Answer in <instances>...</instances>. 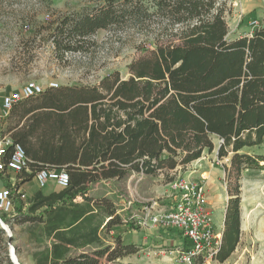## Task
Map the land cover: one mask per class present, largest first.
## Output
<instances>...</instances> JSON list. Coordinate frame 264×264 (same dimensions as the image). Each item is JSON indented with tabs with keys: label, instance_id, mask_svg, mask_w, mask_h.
Returning <instances> with one entry per match:
<instances>
[{
	"label": "trees",
	"instance_id": "obj_1",
	"mask_svg": "<svg viewBox=\"0 0 264 264\" xmlns=\"http://www.w3.org/2000/svg\"><path fill=\"white\" fill-rule=\"evenodd\" d=\"M225 1L103 0L53 22L45 40L59 64L91 45L100 29L129 24L156 33L153 48L128 64V78L111 71L93 85L47 87L11 109L6 120L17 110V130L5 124V132L31 157L29 167L68 175L65 188L36 191L25 213L17 206V224L34 225L47 241L32 254L34 264H116L137 253L141 247L118 234L113 244L101 239L99 230L108 233L123 222L110 198L89 195L90 185L131 173L162 175L168 183L177 169L215 149L218 159L229 158L215 260L223 263L234 252L240 175L264 170V154L242 152L264 143V25L229 38ZM36 171L20 174L21 182Z\"/></svg>",
	"mask_w": 264,
	"mask_h": 264
},
{
	"label": "rangeland",
	"instance_id": "obj_2",
	"mask_svg": "<svg viewBox=\"0 0 264 264\" xmlns=\"http://www.w3.org/2000/svg\"><path fill=\"white\" fill-rule=\"evenodd\" d=\"M102 1L0 0V95L19 89L29 80L43 84L46 89V82L50 80L57 82L58 86L93 85L111 71H119L122 79L128 78V64L145 53L146 49L153 48L151 41L156 33L153 28L126 24L121 29L112 26L97 30L89 40L91 45L81 52L66 54L61 64L55 61L51 44L45 40L48 29H52L57 17L81 13L87 8L101 5ZM225 3L229 38L252 32V18L246 14L253 7L259 9V18L255 20L264 25V0H226ZM154 11L153 8L149 9L150 13ZM13 126L14 117H10L6 127L12 130ZM213 142L217 146L219 140L213 138ZM242 152L264 154V143L245 148ZM200 158L192 162L193 165L189 164L182 176L198 180L202 174L207 199L221 208L229 198L223 170V165L229 164V158L218 159L216 149L210 153L205 151ZM36 170V167H29V173ZM4 184L0 177V186ZM239 190V242L227 260L223 263L215 260L210 264H264V170H245L240 175ZM27 192H21L22 197L17 195V206L24 213L29 201ZM89 195L94 198L108 197L117 209H123L120 217L124 225L114 227V233H119L124 241L139 243L143 248L136 254L121 258L116 264H180L171 252L183 246V237L174 244L168 239L179 234L172 229L156 228V232L145 240V232L137 226V214H133L152 201L169 208L173 191L162 175L131 173L120 180H102L90 185ZM129 200L132 201L130 204ZM5 219L7 229L0 228V264H13L11 253L18 264H33L32 254L47 241L38 235L36 228L29 236L26 224L16 225L14 219ZM213 222L217 228V222H220L217 211L213 213ZM108 237L111 238V234H108L107 241Z\"/></svg>",
	"mask_w": 264,
	"mask_h": 264
},
{
	"label": "built area",
	"instance_id": "obj_3",
	"mask_svg": "<svg viewBox=\"0 0 264 264\" xmlns=\"http://www.w3.org/2000/svg\"><path fill=\"white\" fill-rule=\"evenodd\" d=\"M257 20L250 22L254 28ZM46 87H58L55 81L46 82ZM43 84L29 80L19 89L0 95V175L5 184L0 188V228L7 226L5 218L13 219L16 214L17 195L23 194L17 188V175L29 171L30 160L23 147L14 142L5 132V121L11 109L21 100L43 92ZM34 177L40 187L53 180L60 188L68 184V175L64 169H39ZM173 191L169 208L159 206L152 201L142 206L137 216V226L143 230L174 229L188 239V247H179L171 253L180 264H210L220 246L221 232L215 227L208 207L205 177L199 179L176 177L169 182ZM131 202L128 201V204Z\"/></svg>",
	"mask_w": 264,
	"mask_h": 264
},
{
	"label": "crops",
	"instance_id": "obj_4",
	"mask_svg": "<svg viewBox=\"0 0 264 264\" xmlns=\"http://www.w3.org/2000/svg\"><path fill=\"white\" fill-rule=\"evenodd\" d=\"M249 13H252L254 16V18H259V9H257V8H255V7H253L252 9H250L249 11H248V13L246 14V15H249ZM257 20V19H256ZM259 24V23H258ZM16 109H17V106H16ZM6 122H7V120L5 121V124H6ZM14 126H15V130H17V110H16V112H15V114H14ZM28 157V156H27ZM28 158H31V157H28ZM30 160V159H29ZM199 160H201V158H199L198 160H196V161H199ZM30 162H31V160H30ZM192 164V163H191ZM193 165V164H192ZM25 173H28L29 174V171L28 172H25ZM186 172L185 171H180V170H178L177 169V177H183L182 175H184ZM132 174H136V175H139V174H141V173H132ZM142 175H144V174H142ZM212 175V174H211ZM21 175H17V180L19 181V182H21L22 180H23V178L22 177H20ZM144 176H146V175H144ZM194 177L196 176V175H193ZM0 177H1V175H0ZM222 178V177H221ZM109 180H112V179H109ZM17 181V182H18ZM102 181V180H101ZM105 181H108V180H105ZM3 186V185H2ZM2 186H0V188L2 187ZM62 188H57V184L55 183V181H53V180H48L47 181V183H46V185L44 186V187H40L39 185H38V183H37V181H36V179H35V177H34V175L30 178V180H27V181H23V182H21L20 184H19V190L23 193V192H27V190H28V192H27V198H28V200L31 198V196L36 192V191H41L43 194H45V195H48V194H50V193H52V192H57V191H59V190H61ZM130 201V200H129ZM132 202V201H131ZM213 201L212 200H209V198H208V207H209V210H210V213H211V217H212V220H213V213L215 212V211H217V213H218V218H219V220H220V222H217V223H219V224H217V230L218 231H220V232H222V228H223V221H224V212H225V205L226 204H224L221 208L219 207V206H217L216 204H213L212 203ZM209 203H210V206H209ZM142 207H140V209H141ZM127 209V208H126ZM138 210L137 211V213H133V214H137V216L140 214V211L141 210ZM123 210V209H122ZM122 210H119V209H117L116 208V213L120 216V211H122ZM16 213H17V203H16ZM15 221V220H14ZM16 222V221H15ZM23 224H26L27 225V227L26 228H28V231H29V236H31V231L33 230V228H35V226L34 225H31L30 223H23ZM23 224H19V225H23ZM215 224V223H214ZM16 225H17V222H16ZM122 225V224H121ZM124 225V224H123ZM122 225V226H123ZM216 227V226H215ZM114 228V227H113ZM113 228L108 232V233H105L104 231H102V230H99V236L101 237V239H103L104 240V242L105 243H107V244H113V242H112V235L113 234H115L114 233V231H113ZM37 229V228H36ZM140 229V228H139ZM158 229H163V228H158ZM140 230H142V231H144L145 232V240H147V238H149V237H151V235L154 233V232H156L155 231V229H152V230H143V229H140ZM172 230H174V229H172ZM177 234H179V235H177L176 237H173V238H171V239H168L169 241H171L172 243H174V244H176V242H180V237H183V241H184V243H183V246L184 247H188L189 246V241H188V239L187 238H185L183 235H182V233L180 232V231H178V230H174ZM107 234V235H106ZM108 234H111V238H109V241H107V236H108ZM116 234H118V235H120L119 233H116ZM121 236V235H120ZM105 237H106V239H105ZM42 238V237H41ZM122 238V237H121ZM123 239V238H122ZM133 243H135L136 244V242H133ZM139 244V243H138ZM138 244H136V245H138ZM187 244V245H186ZM138 246H140V245H138ZM94 247V245L93 246H89L88 247V249H90V248H93ZM141 247V246H140ZM143 248L141 247V249L139 250V251H141ZM138 251V252H139ZM137 252V253H138ZM136 254V253H135ZM133 255V254H132ZM127 256H130V255H127ZM125 257V256H124ZM124 257H122V258H124ZM120 259L121 258H119L117 261H120ZM33 260V259H32ZM33 264H34V260H33Z\"/></svg>",
	"mask_w": 264,
	"mask_h": 264
},
{
	"label": "water",
	"instance_id": "obj_5",
	"mask_svg": "<svg viewBox=\"0 0 264 264\" xmlns=\"http://www.w3.org/2000/svg\"><path fill=\"white\" fill-rule=\"evenodd\" d=\"M11 260H12L13 264H18L17 259H16L15 256H14V259H13L12 255H11Z\"/></svg>",
	"mask_w": 264,
	"mask_h": 264
},
{
	"label": "bare ground",
	"instance_id": "obj_6",
	"mask_svg": "<svg viewBox=\"0 0 264 264\" xmlns=\"http://www.w3.org/2000/svg\"><path fill=\"white\" fill-rule=\"evenodd\" d=\"M3 227H4L5 229H7V226H6L5 224H3ZM11 255H12L13 259H14V256H15V255H13V253H11Z\"/></svg>",
	"mask_w": 264,
	"mask_h": 264
}]
</instances>
